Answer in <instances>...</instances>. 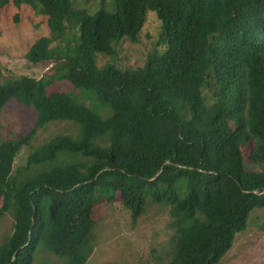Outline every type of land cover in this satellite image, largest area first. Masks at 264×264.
<instances>
[{
	"label": "trees",
	"instance_id": "trees-1",
	"mask_svg": "<svg viewBox=\"0 0 264 264\" xmlns=\"http://www.w3.org/2000/svg\"><path fill=\"white\" fill-rule=\"evenodd\" d=\"M114 1L115 11L91 13L73 0H0V10L40 5L48 33L25 56L53 63L40 78L0 81V115L12 98L37 114L27 134L0 144V217L13 207L15 220L0 264H33L42 243L66 264H85L94 205L118 193L133 222L147 195L170 207L166 264H218L264 207V0ZM150 12L158 29L144 65H100L97 54L113 59L115 42H138ZM55 79L93 91L112 113L50 92ZM56 120L80 133L56 135L17 164Z\"/></svg>",
	"mask_w": 264,
	"mask_h": 264
},
{
	"label": "rangeland",
	"instance_id": "rangeland-1",
	"mask_svg": "<svg viewBox=\"0 0 264 264\" xmlns=\"http://www.w3.org/2000/svg\"><path fill=\"white\" fill-rule=\"evenodd\" d=\"M75 7L85 8L94 12L99 8L115 11V1L107 0H73ZM23 5L8 6L0 10V81H6L24 74L41 77L48 68L50 61L33 64L25 56L34 41L47 34V24H39L42 15L38 7ZM19 13L20 21L14 19ZM147 22L140 32L138 42L121 39L115 42L116 55L113 59L98 53L99 64L107 61L119 68L140 67L146 60L145 51L156 40L158 22L152 12L148 13ZM47 23V21H46ZM68 30V29H67ZM76 32V31H74ZM75 43V42H74ZM51 75H46L50 78ZM65 91L79 103L84 104L96 113L105 117L112 109L103 106L93 91L75 87L66 79L58 80L49 85V91ZM108 113V114H107ZM107 114V115H106ZM37 114L32 106L19 103L16 98L8 100L0 115V144L5 141H16L27 134L35 125ZM80 127L72 121H51L39 128L30 144L24 146L17 158V164H25L28 155L38 147L49 142L59 134L77 137ZM246 165L251 167L250 161ZM1 204V198H0ZM14 208L8 210L0 218V245H3L14 229ZM93 217L95 226L88 249L89 258L85 264H166L172 256L171 238L175 231L174 218L170 207L153 202L150 195L146 197V209L133 222L130 209L122 203L120 193L114 202L103 199L94 205ZM33 264H66L64 258L49 251L40 244L33 252ZM218 264H264V207L254 208L247 221V227L236 233L231 249Z\"/></svg>",
	"mask_w": 264,
	"mask_h": 264
},
{
	"label": "clouds",
	"instance_id": "clouds-1",
	"mask_svg": "<svg viewBox=\"0 0 264 264\" xmlns=\"http://www.w3.org/2000/svg\"><path fill=\"white\" fill-rule=\"evenodd\" d=\"M15 19V18H14ZM0 198H1V204L3 203V198L0 196ZM1 204H0V206H1ZM13 217H14V212H13ZM1 218V217H0ZM14 222H15V220H14Z\"/></svg>",
	"mask_w": 264,
	"mask_h": 264
}]
</instances>
